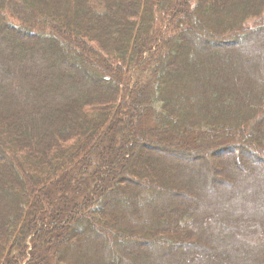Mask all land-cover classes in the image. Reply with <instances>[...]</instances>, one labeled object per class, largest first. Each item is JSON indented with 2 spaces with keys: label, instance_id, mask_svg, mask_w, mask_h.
Here are the masks:
<instances>
[{
  "label": "trees",
  "instance_id": "trees-1",
  "mask_svg": "<svg viewBox=\"0 0 264 264\" xmlns=\"http://www.w3.org/2000/svg\"><path fill=\"white\" fill-rule=\"evenodd\" d=\"M0 5V264H264V0Z\"/></svg>",
  "mask_w": 264,
  "mask_h": 264
},
{
  "label": "rangeland",
  "instance_id": "rangeland-1",
  "mask_svg": "<svg viewBox=\"0 0 264 264\" xmlns=\"http://www.w3.org/2000/svg\"><path fill=\"white\" fill-rule=\"evenodd\" d=\"M4 5V4H3ZM2 5V6H3ZM1 6V5H0ZM252 21V23L254 24V20H251ZM249 26H250V28L252 27L251 26V24H250V21H249ZM249 28V27H248ZM197 35H199V36H201L202 37V35H200V34H202V33H200V34H198V33H196ZM195 36V39H198V36ZM0 40H4V39H6V40H10V41H12L13 39H14V36H12V35H10V33H3V34H0ZM137 69V68H136ZM140 70V71H139ZM133 71V70H132ZM132 71L130 72V77H129V80H126V79H124V78H120V80H121V82H123L124 83V81L125 82H127V81H129L130 82V84L132 85V86H134L137 82H139V80H140V77L142 76V69L141 68H138V70L137 71H139L138 73H133L132 74ZM148 74V73H147ZM147 74H144V76H143V78H146L147 77ZM83 77H84V75H82ZM83 80H85V79H83ZM142 81H145V79H142ZM30 91V90H29ZM147 122V124L149 123L148 121H146ZM150 124H151V122H150ZM155 137V136H154ZM155 138H157V137H155ZM154 138V139H155ZM220 138H222V137H220ZM165 140H167V141H169V142H175V143H177L178 145H183V146H189L190 147V145L192 146V143H190V142H187L186 140H184V138H183V136H182V133L181 132H178V130L177 131H171L170 130V135L168 136V137H165ZM205 141V140H204ZM166 142V141H165ZM196 143V142H195ZM195 145V144H194ZM205 144H203V141H202V144H200V146H198L197 144L195 145V148H197L198 150H202V148H201V146H204ZM206 151L207 152H210V150L208 151V149H206ZM163 152V151H162ZM165 153V152H164ZM237 153V155L238 156H241V155H245V154H243L242 152H236ZM228 155H232V156H234V154L233 153H228ZM133 157H131V158H129V161L130 160H132V158L134 159L135 157H134V155H132ZM234 157H236V156H234ZM243 158H245V157H243ZM220 159H221V157H220ZM220 159H218V160H214V163H215V165L216 166H220L221 165V161H220V163L218 162ZM261 164H263L264 165V162L262 161V163H260V165ZM124 173H126V172H124ZM218 177H222V178H224V176H221V175H217ZM45 197V196H44ZM124 197V196H123ZM48 243H45V245H47ZM49 246H50V244H49ZM49 248H51V247H49ZM49 248H48V250H49ZM49 254V256H48V258L47 259H51V253H48ZM42 255V256H41ZM40 256H41V258H42V261L45 259V256H44V254H41ZM45 261V260H44Z\"/></svg>",
  "mask_w": 264,
  "mask_h": 264
}]
</instances>
